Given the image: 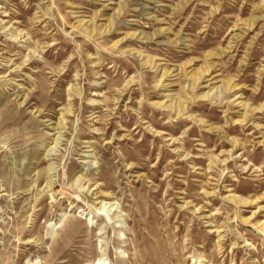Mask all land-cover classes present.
Segmentation results:
<instances>
[{
    "label": "rangeland",
    "instance_id": "374dc122",
    "mask_svg": "<svg viewBox=\"0 0 264 264\" xmlns=\"http://www.w3.org/2000/svg\"><path fill=\"white\" fill-rule=\"evenodd\" d=\"M0 264H264V0H0Z\"/></svg>",
    "mask_w": 264,
    "mask_h": 264
}]
</instances>
